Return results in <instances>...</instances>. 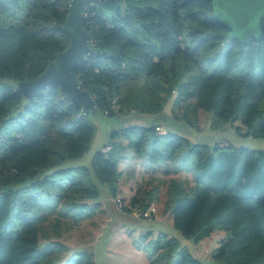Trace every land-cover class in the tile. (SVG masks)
<instances>
[{
    "label": "trees",
    "instance_id": "16d2710c",
    "mask_svg": "<svg viewBox=\"0 0 264 264\" xmlns=\"http://www.w3.org/2000/svg\"><path fill=\"white\" fill-rule=\"evenodd\" d=\"M69 4L0 0V264H60L67 247L44 241L43 224L51 217L94 216L90 201L101 198L88 167L59 168L89 150L95 124L61 85L38 90L31 99L18 88L69 46L63 31ZM84 27L90 45L74 72L98 110L118 114L122 88L145 78L158 91L175 94V103L195 101L213 123L229 122L239 134L264 137V21L262 39L245 45L228 39L230 29L216 18L213 0H93ZM158 125L114 131L110 149L92 158L95 177L117 196L124 146L150 166L164 165L165 173L189 172V190L175 179L170 188L174 227L196 243L215 228L227 234L206 263L161 232L145 246L154 250L153 264H264V150L222 142L211 149L177 132L158 131ZM119 199L127 212L142 202L136 196ZM62 264L96 260L93 252L74 250Z\"/></svg>",
    "mask_w": 264,
    "mask_h": 264
},
{
    "label": "rangeland",
    "instance_id": "374dc122",
    "mask_svg": "<svg viewBox=\"0 0 264 264\" xmlns=\"http://www.w3.org/2000/svg\"><path fill=\"white\" fill-rule=\"evenodd\" d=\"M121 96L118 114L109 115L101 110L96 113L88 112V118L96 126L89 150L81 157L66 160L59 167H88L101 192L100 199L90 201L96 204V214L80 221L71 217H51L43 224L44 233L41 238L44 241L61 242L67 247L60 254V264L74 250L93 252L96 264H153L154 250L145 246L150 239L163 232L169 237L179 239L194 257L212 263L211 251L227 231L215 228L211 234L196 243L174 227L170 214L173 201L170 188L173 179L183 181L189 190L194 183L191 173H165L164 165L150 166L135 158L133 151L124 146L122 154L127 156L120 166L123 175L117 183L118 194L114 196L111 185L95 177L92 158L97 151L103 150L111 142L114 131H121L129 125L151 126L159 123L163 132H177L192 142L207 144L211 149L217 142H222L236 147L247 146L264 150V137L239 134L229 122L213 123L211 113L199 107L195 101L182 100L175 103V94L158 91L155 82L145 78L130 81L122 88ZM158 104L164 105L159 111L147 110ZM116 141L126 144L123 138ZM153 190L157 192L156 199L148 200ZM135 196L142 202L132 212L124 211L118 199L128 202ZM152 203L157 206L156 212L152 216L144 217L141 212L145 204L149 206Z\"/></svg>",
    "mask_w": 264,
    "mask_h": 264
},
{
    "label": "water",
    "instance_id": "95a60500",
    "mask_svg": "<svg viewBox=\"0 0 264 264\" xmlns=\"http://www.w3.org/2000/svg\"><path fill=\"white\" fill-rule=\"evenodd\" d=\"M93 0H70L69 13L63 31L70 36V44L50 62L46 70L32 80L21 81L18 88L31 99L41 89L61 85L70 103L83 109V113L98 112L95 98L84 89L75 65L88 52L90 35L84 27L85 8ZM215 16L230 32V41L238 40L245 45L262 39L261 25L264 21V0H213Z\"/></svg>",
    "mask_w": 264,
    "mask_h": 264
},
{
    "label": "built area",
    "instance_id": "2783aa9c",
    "mask_svg": "<svg viewBox=\"0 0 264 264\" xmlns=\"http://www.w3.org/2000/svg\"><path fill=\"white\" fill-rule=\"evenodd\" d=\"M157 130H158V131H162V130H163V127H162L161 125H158V126H157ZM107 149H110V146H109V145L106 147V150H107ZM118 202H119L120 205H121V201H120V199H118ZM156 210H157V206H156V204H155V203H152V204H150L146 209H144V210L141 212V214H142L144 217H149V216H152V214H154V212H156Z\"/></svg>",
    "mask_w": 264,
    "mask_h": 264
}]
</instances>
